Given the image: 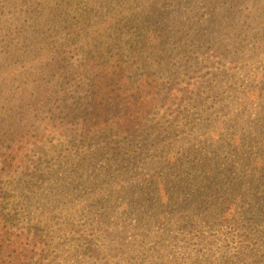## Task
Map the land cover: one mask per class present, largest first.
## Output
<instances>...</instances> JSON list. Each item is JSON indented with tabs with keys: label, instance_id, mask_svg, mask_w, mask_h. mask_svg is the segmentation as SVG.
Masks as SVG:
<instances>
[{
	"label": "trees",
	"instance_id": "1",
	"mask_svg": "<svg viewBox=\"0 0 264 264\" xmlns=\"http://www.w3.org/2000/svg\"><path fill=\"white\" fill-rule=\"evenodd\" d=\"M257 57L264 0H0V264H132L130 248L145 264H264ZM112 188L130 194L77 211L85 223L20 206L36 189ZM159 220L224 237L212 260L155 262Z\"/></svg>",
	"mask_w": 264,
	"mask_h": 264
},
{
	"label": "rangeland",
	"instance_id": "2",
	"mask_svg": "<svg viewBox=\"0 0 264 264\" xmlns=\"http://www.w3.org/2000/svg\"><path fill=\"white\" fill-rule=\"evenodd\" d=\"M253 55L252 52H249L248 55L246 57H251ZM259 59V61L257 63H255V66H261L264 64V60L261 58H256ZM242 81L239 77L237 81H233V83L235 84H239L242 85ZM250 84V82H249ZM239 89V87L237 88ZM236 89V90H237ZM219 91H223L225 92L226 89H220ZM183 130H186V133H190L189 127H186L184 125ZM182 131H179V133H181ZM194 133V131L192 132V134ZM191 134V133H190ZM154 139L150 140V143L153 142ZM137 147L136 145H132L131 146V150L128 154L129 158H133L136 157L137 154L134 152V150H136ZM176 151V150H173ZM105 161V160H104ZM107 166V164L105 162H100L99 166ZM133 167H135L136 170H140L142 168V164L138 163L135 164ZM105 173H107L105 171ZM61 176H58V178H60ZM18 180V181H17ZM14 180L12 185H13V189H18L19 188H23L20 186L23 185L22 182L19 181V179ZM105 184H101V182H99V184L97 185V189L98 187H102ZM119 186V185H117ZM123 186V185H122ZM69 189L71 188V184L69 186ZM124 189V188H123ZM64 191H69L68 189L64 190ZM118 192L119 195H126L128 196L130 194V190L127 188L126 190H123L121 192V190L119 188L117 189H113L111 190V192H114L115 194L111 195L109 198V194L108 192L105 190L102 193V196L99 197L98 196V192H94V194H96L97 196H94L92 198H88V196L85 193H80L78 191H75V193H72L70 196V193L68 192H63V194L58 193V196L55 195V193H53L51 191L50 193H44L41 190L36 189L35 192L30 193V192H26L23 193L24 197H22V200L20 201V206L22 205L23 208L27 211V213H25V215L28 217H26V220L29 221L28 219H31L30 217L36 216V217H40V219L42 218L45 223H47L50 227H51V221L52 224H54V222L58 219L62 220L61 222H67L68 219H74V221L78 222L81 221L82 223H85V219L86 217H77L75 216V213L77 211H81L84 209V207H87L91 204H93L94 206H112L113 203H111L113 201V197L116 196V192ZM15 192V191H14ZM35 193V194H34ZM137 198V197H136ZM138 199V198H137ZM138 207H141V209H148L146 208L147 203H142V199H138ZM145 207V208H144ZM54 210V209H60L61 212L63 213V215H60V218L55 219V214H51V215H46L43 216L45 214H48V209ZM126 209H131L132 206L129 204L125 205ZM67 211V212H66ZM98 212V209L96 210ZM101 213H104V211H102ZM98 217L96 218V220H94L92 223L95 226H98V222L101 220V215L98 214ZM90 219V221L92 220V216L88 217ZM109 218V217H106ZM41 219V220H42ZM146 221V220H144ZM114 225L117 227V229H119L121 227V224L116 221L113 225L109 226L110 229L114 230ZM153 226L156 227L155 231L157 233V235H162V239H165V243H163V245H160L159 247L155 248V251L153 252V261L158 262L159 260H164L165 263L175 260V259H181V260H212L210 255H213L216 253V247L218 245L221 244L220 242V238L224 237L221 233L218 234H214L211 235L210 232H202L199 233L196 229H189L187 230L186 233H182L178 228V225H174V226H168V225H162L161 221H156ZM65 229H66V224L62 225V228H60L59 233H65ZM107 231V230H106ZM106 231L103 232V230H100L101 234V240L102 243H108V240L105 239V233ZM224 233V230L223 232ZM111 235V234H110ZM199 238H202L205 243L207 244V250H210L209 252L206 251H200L199 249H202L201 246H198L197 244V240ZM135 240V238H134ZM185 241L184 243H187V249H180L178 248L181 243ZM136 242V241H135ZM150 243V242H149ZM211 243V244H209ZM152 247H154V245H152ZM130 253H131V263L132 264H145L143 262L142 259H140L136 252L133 249H129ZM169 251V252H168ZM103 257L105 258V261H120V259L122 257H126L125 255H123L122 257L120 255H118L117 257H115L116 259H111V257L107 256L106 253L103 254ZM111 264V263H109Z\"/></svg>",
	"mask_w": 264,
	"mask_h": 264
}]
</instances>
